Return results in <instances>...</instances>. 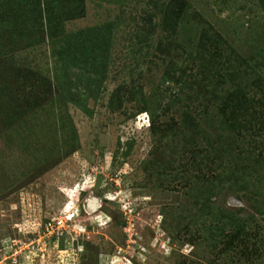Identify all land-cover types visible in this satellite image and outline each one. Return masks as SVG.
Masks as SVG:
<instances>
[{"label":"rangeland","instance_id":"rangeland-1","mask_svg":"<svg viewBox=\"0 0 264 264\" xmlns=\"http://www.w3.org/2000/svg\"><path fill=\"white\" fill-rule=\"evenodd\" d=\"M0 264H264V0H0Z\"/></svg>","mask_w":264,"mask_h":264},{"label":"built area","instance_id":"built-area-1","mask_svg":"<svg viewBox=\"0 0 264 264\" xmlns=\"http://www.w3.org/2000/svg\"><path fill=\"white\" fill-rule=\"evenodd\" d=\"M73 213L68 210L60 212L58 215H54L44 225L46 233L52 234L59 231H68V228L72 224Z\"/></svg>","mask_w":264,"mask_h":264},{"label":"trees","instance_id":"trees-1","mask_svg":"<svg viewBox=\"0 0 264 264\" xmlns=\"http://www.w3.org/2000/svg\"><path fill=\"white\" fill-rule=\"evenodd\" d=\"M46 19H47L48 21H50V20L52 19L50 13H47V15H46Z\"/></svg>","mask_w":264,"mask_h":264}]
</instances>
